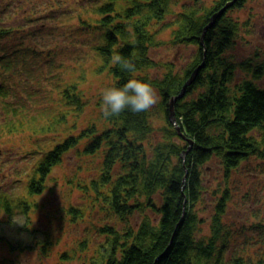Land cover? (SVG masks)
I'll return each instance as SVG.
<instances>
[{"label":"trees","instance_id":"obj_1","mask_svg":"<svg viewBox=\"0 0 264 264\" xmlns=\"http://www.w3.org/2000/svg\"><path fill=\"white\" fill-rule=\"evenodd\" d=\"M62 1L0 0V14L24 8L20 26L0 19V127L10 134L32 130L42 136L56 135L50 146L35 150L41 156L29 175L26 199L0 194V210L9 215L1 224H16V216L24 220L16 237L0 234L4 244L12 253L19 251L18 256L28 249L49 254L55 245L52 233L34 226L31 212L37 204L28 197L44 193L56 166L76 151L81 158H101L97 173L76 185L96 200L102 199L111 219L96 228L103 239L97 242L89 264H247L243 255H228L233 239L225 224L229 186L214 190L217 200L209 217V235L202 233L207 219L198 206L208 190L204 170L209 162L220 160L228 181L242 162L264 151V86L256 82L264 78V59L257 54L236 61L227 53L240 29L228 13L246 0H238L206 31L211 17L230 0L209 4L206 0H87L78 16L80 27L93 37L94 71L109 75L112 82L108 86L114 82L122 86L132 74L112 64V56L119 54L135 64L140 73L137 78L150 82L159 95L158 103L147 112L126 109L110 118L101 113L103 123L87 126L71 123L90 103L82 89L85 74L70 81L61 77L58 70L63 66L56 60L59 51L51 49L42 60L46 72L40 69L34 75L35 59L42 53L36 37L45 30L36 33L26 26L43 19L61 20V8L55 6ZM58 21V28L63 27ZM67 28L70 32L72 25ZM169 28L173 29L171 42L177 47H196L195 55L180 72L171 63L162 75L155 76L150 73L157 67L151 51L163 43L160 33ZM16 34L26 40L35 36L36 44L25 47V52L22 48L8 52L2 39ZM29 56L32 68L27 83L22 73ZM202 61L205 67L174 105L175 124L170 117L171 99ZM240 69L251 78L238 79ZM53 89L59 92L57 101L63 109L49 112L46 118L32 113L35 95ZM154 118L163 124L156 128ZM155 133L161 134L160 140H153ZM67 213L72 220H79L84 208L71 205ZM135 213L142 217L133 224ZM93 242L81 240L80 250H88ZM62 258L71 260L69 253Z\"/></svg>","mask_w":264,"mask_h":264},{"label":"rangeland","instance_id":"obj_2","mask_svg":"<svg viewBox=\"0 0 264 264\" xmlns=\"http://www.w3.org/2000/svg\"><path fill=\"white\" fill-rule=\"evenodd\" d=\"M63 0L59 5L63 17L55 19H43L37 23H30L27 29H33L39 32L43 29L41 35L36 39L40 41L41 55L35 59V74L40 73V69L46 70L45 63L42 62L51 49L59 51L57 56V65L62 64L63 69L58 70L61 77L67 80L79 79L85 74V81L82 89L89 97L90 103L86 106L78 119L72 118V122L77 121L79 125L87 126L88 123H103L101 118V91L112 82L109 75L97 73L94 71L95 60L92 59L93 51L91 48L93 37L80 27L78 13H82L86 7L87 0ZM212 0H206L209 4ZM72 3V4H71ZM69 5L74 8L69 9ZM19 8L10 11H2L0 19L3 23L20 26L23 17V9ZM28 7V6H27ZM44 8V7H43ZM179 6H176V10ZM229 17L238 21L240 24L239 34L235 38V44L227 53L236 61H244L247 58L257 57V54L264 59V0H246L240 8H232L228 13ZM41 23H44L41 25ZM66 32L64 28L70 29ZM32 26V28H31ZM43 26V27H42ZM41 27V28H40ZM45 27V28H44ZM76 29V30H75ZM172 28L160 33V40L163 42L157 48L152 49L151 55L156 61V68L151 69L150 73L155 76L162 75L168 67L173 64L177 71L186 67L193 59L196 47L190 45L175 46L172 42ZM69 31V30H68ZM69 34L68 37H60ZM41 37V39H40ZM35 36L26 40L20 34L13 37L2 39V46H6L8 52L11 49L34 46ZM59 42L60 45H56ZM72 42H77L73 45ZM70 46V47H69ZM29 56L27 64L23 63L27 83H30L28 74L31 73L32 60ZM64 61V64L62 63ZM20 70V69H19ZM57 71V72H58ZM46 72V71H45ZM238 79L245 77L251 78L247 73L238 70ZM256 82L264 86V78L256 79ZM32 84V83H31ZM59 92L57 90L41 91L35 95L36 103L32 113L40 114L46 118L49 112L57 109H63L58 103ZM158 101H159V95ZM158 103V102H157ZM156 105V104H155ZM155 105L153 107H155ZM42 113V114H41ZM74 119V120H73ZM155 120L156 128L163 124V120ZM56 136V135H55ZM54 135H40L33 133L32 130L15 132L10 134L0 127V194L7 193L13 197H22L26 199V186L29 181V175L39 160L40 154L35 150H42L41 147H48L56 138ZM153 140H160L161 134L155 133ZM100 157L81 158L73 151L67 154L64 161L56 166L52 179L47 181V190L42 194H36L34 197H28L32 203L37 204L31 212L34 226L42 228L52 233L54 246L49 254L45 256L39 250H30L12 253L5 241L0 238V264H89L88 260L95 253L96 244L102 241L103 237L98 235L96 228L103 223L111 220L108 216V207L104 205L103 200H96V197L87 194L88 190L77 187L78 182H88L92 175H95L99 168ZM80 166V167H79ZM82 166V167H81ZM204 182L207 187L203 202H200V214L207 219L203 224V234L211 233V224L209 217L213 215L216 198L214 190L219 186H229L231 198L229 199V208L225 217V224L231 228L233 239L228 255L237 254L244 256L247 264H264V151L259 156H251L248 160L242 162L235 169L228 181L225 180L223 165L220 160L214 159L206 165ZM80 181H77V180ZM86 191V192H85ZM205 203V204H204ZM84 208V217L79 220H72L68 215L69 206ZM9 215L0 210V234L4 238H14L18 234V228L23 226L24 220L20 216L14 217L16 224L5 222ZM139 213L133 214L131 222H139L141 219ZM115 220V219H113ZM123 224H125L123 222ZM121 224V225H123ZM119 225V227H122ZM1 227H3L1 229ZM7 235V236H6ZM90 238L94 242L86 250L83 247L81 251V240ZM69 253L71 260H64L62 255ZM260 262V263H259Z\"/></svg>","mask_w":264,"mask_h":264},{"label":"clouds","instance_id":"obj_3","mask_svg":"<svg viewBox=\"0 0 264 264\" xmlns=\"http://www.w3.org/2000/svg\"><path fill=\"white\" fill-rule=\"evenodd\" d=\"M111 62L121 70L132 74L122 86L115 82L101 91V108L105 118L119 116L126 109L133 113L147 112L158 102L157 91L153 85L137 78L140 73L135 64L119 54L113 55Z\"/></svg>","mask_w":264,"mask_h":264},{"label":"water","instance_id":"obj_4","mask_svg":"<svg viewBox=\"0 0 264 264\" xmlns=\"http://www.w3.org/2000/svg\"><path fill=\"white\" fill-rule=\"evenodd\" d=\"M238 0H230L229 3H227L223 8L220 9L219 12L215 13L212 17H211V22L210 24L205 28V31L208 30L210 27H212L218 20V18H220L222 15H224L228 9L231 8V6H233ZM205 61H202L200 66L196 68V70L193 72V74L191 75V78L184 84L181 92L175 96L172 97L171 102H170V109H171V119L173 121V123L176 124L177 119L175 117V108L174 105L175 103L182 99L186 93L188 88L192 85L193 82H195V80L197 79V77L199 76L198 74L201 72V70L205 67ZM191 147V145H190ZM190 147L188 148V150H186L187 152L190 150Z\"/></svg>","mask_w":264,"mask_h":264}]
</instances>
